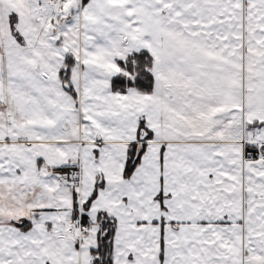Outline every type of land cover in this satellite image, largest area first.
<instances>
[{
	"label": "snow or ice",
	"instance_id": "1",
	"mask_svg": "<svg viewBox=\"0 0 264 264\" xmlns=\"http://www.w3.org/2000/svg\"><path fill=\"white\" fill-rule=\"evenodd\" d=\"M0 264H264V0H0Z\"/></svg>",
	"mask_w": 264,
	"mask_h": 264
}]
</instances>
